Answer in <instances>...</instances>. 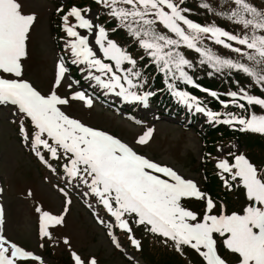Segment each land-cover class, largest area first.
I'll return each instance as SVG.
<instances>
[{"label": "snow or ice", "instance_id": "6c2138e0", "mask_svg": "<svg viewBox=\"0 0 264 264\" xmlns=\"http://www.w3.org/2000/svg\"><path fill=\"white\" fill-rule=\"evenodd\" d=\"M93 2L117 22L111 32L124 30L142 55L137 59L113 40L106 25L97 23L98 17L91 15V8L73 5L61 18L67 37L64 45L67 60L60 57L52 89L43 94L23 78L27 41L36 16L24 13L20 0H0V105L14 106V115L21 116L19 131L26 146L49 167L42 149L52 159L64 161L60 167L66 184L74 188L83 186V195L94 198L106 210L109 220L97 214V221L109 229L110 236L113 224L131 233L130 219H133L137 225L164 238L165 243L171 241L177 251H183L185 246L195 250L204 264H227L218 252L217 236L237 256V264H264V170L244 155L232 154V163L221 160L216 167L230 177V180L222 177L225 185L231 187L238 182L237 186L245 190L247 204L239 213L228 214L221 207L217 214L216 203L195 181L63 110L72 101H82L90 108L91 96L83 90L72 91L69 96L57 92L65 78L73 80L68 74L70 66L75 65L94 91L99 88L126 103L147 107L156 93L149 90L143 68L153 67L169 93L189 109L203 113L212 122L236 124L241 131L264 134V97L251 94L242 86L226 92L227 99H221L216 91L202 88L192 74L197 65L207 67L209 76L242 73L264 91V11L250 0H217L215 7L210 0H200L199 7L206 12L242 27V31L233 32L215 23L202 24L191 19L192 10L185 6V0ZM72 19L75 23L70 22ZM213 44L237 54L238 58L220 54ZM187 51L197 54L195 62L186 55ZM145 59L149 63L142 68L139 62ZM73 83L79 85L80 81L70 82V90ZM180 85L208 93L225 109L232 106L241 111H212ZM256 107L261 109L260 113L254 110ZM153 131L147 129L135 143L147 144ZM59 190L66 197L62 214L36 208L42 238H51L49 229L63 225L69 210L68 192L64 188ZM191 198L205 202L202 215L182 203ZM3 216L0 208V225ZM129 239L140 247L134 236ZM112 242L121 247L114 236ZM63 243L71 247L67 237ZM70 255L74 264H98L95 257L85 260L75 251ZM29 260L43 264L40 256L0 232V264H26Z\"/></svg>", "mask_w": 264, "mask_h": 264}, {"label": "rangeland", "instance_id": "374dc122", "mask_svg": "<svg viewBox=\"0 0 264 264\" xmlns=\"http://www.w3.org/2000/svg\"><path fill=\"white\" fill-rule=\"evenodd\" d=\"M210 2L214 7L217 4V0ZM20 3L24 13H34L36 16L27 41L28 55L23 61V78L30 81L43 94H48L52 89L60 57L65 56L67 59V54H64L67 37L62 29L61 18L73 5L91 8V15L98 17L97 23L106 25L113 40L120 45L125 43L132 48L131 50L134 47L138 48L124 30L111 32L117 22L108 18L93 0H20ZM199 3L200 0L185 1V6L192 10L191 19L202 24L215 23L233 32L242 31L240 25L206 12L199 7ZM250 3L264 11V0H250ZM70 22L75 23L74 19ZM81 31L83 33V30ZM56 40L58 47L54 43ZM211 46L224 56L238 58L237 54L223 47L214 44ZM187 53L197 57L194 52ZM73 66L76 72L68 74L73 80L65 78L57 89L58 94L68 96L72 91L83 90L93 98V105L89 108L82 101H72L63 108L66 114L88 126L113 134L132 146L139 154L173 168L186 179H192L200 190L216 203L215 213L218 214L221 207L228 214L239 213L246 206L245 190L237 186L238 182L232 183L231 187L226 186L222 177L229 180L230 177L216 165L221 160L234 162L232 154L244 155L254 166L264 170V143L260 145L251 141L239 143L234 137L239 132L249 138L256 135L264 141V134L241 131V126L236 124H223L221 127L227 130L228 136H223V130L220 128L222 132L216 138H205L202 134V125L210 124L212 121L203 113H197L183 104L187 113L196 116L195 120L189 122L184 117H173V112L165 113L158 110V106L155 109L152 103L147 107L126 103L114 95L104 94L99 88L94 91L89 87V81L83 79L78 67ZM195 71L206 76L209 69L197 65L193 73ZM232 75L214 74L207 79L215 83L213 88L225 93L234 88L229 81L236 78V72ZM74 80H79L82 86L73 83L70 90L68 84ZM250 80L247 79L251 84L250 93L264 97L260 87ZM213 88L209 89L214 90ZM91 93L97 94L104 103L96 100ZM206 94L204 99L210 110L212 109L209 101H212L214 109L217 106L216 112L240 113L241 110L232 106L225 109L216 98ZM220 97L227 99L225 95ZM130 107L132 109H129ZM254 110L261 112L259 107ZM14 112H16L14 106L0 105V206L4 214L0 232L8 240L17 242L23 248L40 256L43 264H74L70 255L72 251L77 252L85 260L95 257L98 264H199L192 259V255H195L191 253L192 249L183 247V251H177L171 241L165 243L164 238L147 231L144 226L137 225L133 219H130L131 233H126L113 224L110 236L109 229L97 221V214L101 219L109 220L106 210L92 197L83 195V186L80 188L68 186L64 176L44 164L26 146L19 131L21 116L14 115ZM149 128L154 129L149 142L145 145L136 144L139 135ZM207 186H211L209 191ZM60 188H64L71 199L64 224L49 229L52 233L51 238H42L39 231L40 214L36 212V208L40 207L52 214H62L66 197L60 192ZM225 196L229 199H224ZM223 201L225 204L219 205V202ZM182 203L201 215L205 210V202L202 200L191 198L183 200ZM113 236L119 241L120 248L113 244ZM130 236L139 241V248L131 243ZM65 237L70 240L71 247L63 243ZM219 242L223 246L221 238ZM224 251L222 258L227 264H237V256L225 247ZM196 254L201 258L198 253ZM26 264H41V261L29 260Z\"/></svg>", "mask_w": 264, "mask_h": 264}, {"label": "trees", "instance_id": "16d2710c", "mask_svg": "<svg viewBox=\"0 0 264 264\" xmlns=\"http://www.w3.org/2000/svg\"><path fill=\"white\" fill-rule=\"evenodd\" d=\"M185 1H189V0H185ZM237 31L238 30H236V32ZM121 46L126 47L128 49V51L134 57H136L137 59L142 55V52H141V50L139 48L134 47V49L131 50L132 48L129 47L128 45H126L125 43L121 44ZM186 55L189 58L193 59L194 61L197 59V57H192L193 55L191 53H187ZM139 63L141 64V67L143 68V66L147 65L149 63V61L147 59H145L143 61H140ZM143 70H144L145 75L148 77V80H149V85H150L149 90L154 91L156 93L155 95H157V97H155V100L153 102L155 104H158V105H161L162 103H165L164 105L159 106L163 110L167 109L168 107L169 108H177L176 112L182 113V111H180L181 110L180 107H178L176 105L177 104L176 103V98L169 93V91L167 90L166 85L163 83V79H162L161 75L159 73H157L153 67L143 68ZM193 71H194V69L192 70V74L194 75V77H195V79H196V81L198 83L202 84L203 86H205L207 88H213L212 86H214L215 83H212L211 81H209L207 79V77L209 76L208 74H206V76H205V75H201L199 72H196V71L193 73ZM207 73H208V71H207ZM232 76L235 77L234 75H232ZM247 79H250V78L246 77L242 73H237L236 72V78H233L232 80L229 81V82L232 83V85L234 87V88L231 89V91L236 90V88L239 89L240 87L243 86V87L247 88L249 92H251V84L247 81ZM237 81L239 83H237ZM216 84H218L217 81H216ZM180 87H181L182 90L188 91V92L192 93L193 95H195L196 97H198L203 102V104L206 106L207 102L204 99V96H207L206 93L204 94V93L198 92L191 86L180 85ZM213 89L216 90L217 93L220 94V95H224L226 92H228V91H226L225 93H222L219 89H216V88H213ZM263 94H264V91H263ZM209 102H210L209 104H210L211 109L213 111H216L217 106L214 109L215 105L212 103V101H209ZM178 105H180V104H178ZM257 113H260V112H257ZM222 125H223V123H218L217 124V128H210L209 126H205V138H208V139L216 138L217 135L222 132V131L219 130L220 128L223 130V132H222L223 136H228L229 134H228L227 130L225 128L221 127ZM254 136H255L254 138H249V137H246V136H242V134H240L238 132V133L235 134L234 137L237 139V141L239 143H241V142H245V143L249 142L250 143V141L252 143H256L258 145L264 143V141H261L260 138H258V136L257 137H256V135H254ZM209 187H211V186H207V191H209V189H210ZM224 199H229V198H227L225 196ZM192 256L194 257V255H192ZM194 261L198 262L199 264H202L201 261L198 258L194 259Z\"/></svg>", "mask_w": 264, "mask_h": 264}]
</instances>
